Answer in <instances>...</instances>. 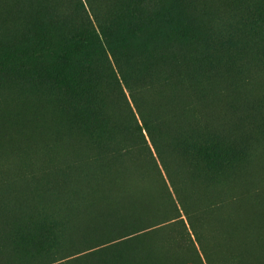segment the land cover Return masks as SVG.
I'll list each match as a JSON object with an SVG mask.
<instances>
[{"label": "rangeland", "instance_id": "374dc122", "mask_svg": "<svg viewBox=\"0 0 264 264\" xmlns=\"http://www.w3.org/2000/svg\"><path fill=\"white\" fill-rule=\"evenodd\" d=\"M122 2L0 0V264H264V0H181L157 38L117 37L92 137L30 48L114 32Z\"/></svg>", "mask_w": 264, "mask_h": 264}, {"label": "trees", "instance_id": "16d2710c", "mask_svg": "<svg viewBox=\"0 0 264 264\" xmlns=\"http://www.w3.org/2000/svg\"><path fill=\"white\" fill-rule=\"evenodd\" d=\"M180 3L181 0H169L168 4L161 0H123L116 15L114 32H112L113 26L104 30L98 23L87 20L81 27L72 31L67 30L63 36L56 37L57 45L45 42L42 46L34 48L31 46L32 63L40 66L39 71L45 76L51 88L67 98L69 105L66 110L72 125L85 127L93 137L100 133L102 129L100 123H106V120L103 121L101 118L105 115L104 90L96 89L94 86L93 59L105 61L110 54L111 44L117 37L157 38L163 26L174 18L173 7L180 9ZM164 10L166 13L163 12ZM37 30H41L42 33H47V30L54 31L48 25L45 28L39 26ZM144 240L155 239H142L128 247ZM157 240L162 239L158 237ZM172 250L191 264L181 252ZM238 256L240 263L243 264L244 258L239 254ZM115 262L106 264H115Z\"/></svg>", "mask_w": 264, "mask_h": 264}, {"label": "bare ground", "instance_id": "6f19581e", "mask_svg": "<svg viewBox=\"0 0 264 264\" xmlns=\"http://www.w3.org/2000/svg\"><path fill=\"white\" fill-rule=\"evenodd\" d=\"M235 251H236V252H240V251H242V246H238V247H236V248H235Z\"/></svg>", "mask_w": 264, "mask_h": 264}]
</instances>
